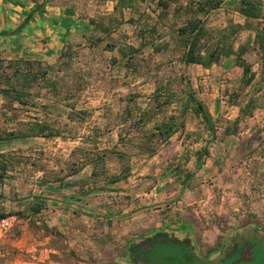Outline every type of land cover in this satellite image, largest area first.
Here are the masks:
<instances>
[{"label": "rangeland", "instance_id": "obj_1", "mask_svg": "<svg viewBox=\"0 0 264 264\" xmlns=\"http://www.w3.org/2000/svg\"><path fill=\"white\" fill-rule=\"evenodd\" d=\"M191 1L197 0H174L163 16L158 0H136V9H123L126 20L136 21L124 22L106 36L88 19L106 20L116 0H47L48 7L71 9L83 29L74 31L70 60L58 58L48 72V78L57 81V94L43 87L33 91L31 98H38L37 105L9 106L4 100L0 105V128H18L36 119L60 131L35 144L19 140L15 149L4 153L14 164L8 169L10 181L4 183L8 203L4 207L16 220L2 241L0 264L5 257L36 264H127L131 241L159 229L187 230L189 235L159 246L157 264H264V82L252 45L258 21L250 20L248 27L232 36L234 49L249 46L244 58L255 72L253 82L243 86L233 55L209 69L181 61L182 47L176 44L174 29L186 19L184 7ZM238 3L223 0L220 7L199 17L218 34L230 22L244 23L236 11ZM179 6L177 13L174 8ZM155 23V42L163 40L167 47L155 51L147 44L128 55L130 63L125 66L127 57L118 47H138L140 28ZM83 32L100 34L103 41L89 44L81 37ZM149 37L145 32L144 38ZM109 42L116 46L107 48ZM167 80L177 99L157 119L178 114L190 86L210 113L214 131L201 115L186 109L180 117L183 128L168 141L155 144V153L148 155L136 143L138 136L152 128V121L132 128L131 121L121 123L119 116L127 96H135L134 102L147 108L155 86ZM233 94L239 98L231 104ZM250 97L258 98V105L244 115L240 109ZM65 104H73L74 112L83 110L82 115L77 113L81 118L69 119L70 108ZM203 146L208 155L195 169V151ZM102 151H106L105 176L127 168L125 181L109 183L103 173L91 176L89 163L65 177L82 153ZM188 172L193 176L182 185ZM63 177V181H51L56 201L45 198V205L40 200L44 207L39 213L30 211L29 206L37 202L31 197L39 194L36 180ZM250 229L255 236L244 238ZM22 231L27 235L25 246L18 242ZM229 236L235 240L224 243Z\"/></svg>", "mask_w": 264, "mask_h": 264}, {"label": "trees", "instance_id": "obj_2", "mask_svg": "<svg viewBox=\"0 0 264 264\" xmlns=\"http://www.w3.org/2000/svg\"><path fill=\"white\" fill-rule=\"evenodd\" d=\"M173 1L174 0H158V6L161 9L160 13L163 16H167L168 8ZM222 2L223 0H197L191 1L185 5L184 10L187 13V17L181 25L174 29L176 44L177 46L182 47L181 61L184 64H197L204 69H209L213 64L219 63L222 58L226 59L233 55L234 64L241 68L240 81L242 85H250L255 78V72L252 70V65L244 58V54L248 51L249 46L240 45L237 49H234L232 45V36L239 30L248 27L250 20H257L258 26L254 31L252 45L255 47L260 58L262 66L261 79L264 82V0H239L236 11L243 18L244 23L238 24L230 22L227 29H224L218 34H213L211 30L205 26L204 21L201 17H199V15L207 14L211 10L220 7ZM32 3L33 4L30 10L24 15L21 22L13 28L0 31V37L10 38L14 35L19 36L21 37L19 41L27 50L31 49L37 53H45L46 51H49L54 52L57 56L54 57L51 54V58L47 60L32 59L22 55L9 59L0 58V94L9 106L13 105L15 102L18 105L23 106L28 104L29 99H31L32 95H34L33 91L39 88L45 87L47 91L57 94V81L49 79L48 72L58 58H60V60L64 59L66 63L70 60V42L75 35L74 31H78V27L83 29L81 22L77 23L74 27H70V31L69 29L64 30L56 26L53 31L51 30L53 32L54 39L49 40L47 37V31L48 29L50 30L51 24L43 21V25H41L43 32H39L37 36H29V29H27L28 25L35 13L42 10L47 5V0H33ZM125 8L136 9V0H116L113 6V12L105 17L106 20H94L93 18H89V25L96 28L97 32L99 31V33H104V35L109 36L115 28L119 27L124 22L134 23L136 21L131 17L127 20L124 18L123 9ZM180 8V6L175 7L174 11L178 13ZM140 30V37L142 38H140L138 47L130 44L120 45L118 47L119 52L123 57H127L128 55L137 52L141 47L147 44H151L153 50L155 51H160L161 49L167 47V42H163V40L160 43L155 42L154 34L157 30L156 23L149 26V28H140ZM145 32L150 35L148 39L144 38ZM81 37L88 40L89 44L92 45H96L103 41V36L100 34L96 36H89L86 32H83ZM105 46L109 49H113L116 44L109 42ZM129 57L126 58L125 62V66L127 67L130 63ZM113 62H116L115 58L113 59ZM181 80L184 81L185 76L181 77ZM185 91L184 104H182L178 110L179 113H170L168 116L160 120L157 119V116L164 112L165 108L174 102V99H177V94L168 80L165 84L155 86L153 92L149 96L150 102L147 108H143L138 104V102H134L135 96H127L122 113L119 116L121 123L131 121L132 128L140 125L144 126L145 123L150 121L153 123L151 129L146 130L142 135L137 137L138 142L136 143V146L139 147L141 152L153 155L155 153V144L168 141L174 133L182 129L184 125L180 120V117L186 109H190L194 113L201 115L202 119L207 124V128L210 131H214L213 119L203 105L202 101L196 97L190 86H187ZM229 97L230 103L234 104L239 98V94H233ZM181 101L182 100L179 102ZM65 105L70 108V112L68 114L69 119L72 120L75 118H81L79 115L83 114V110L74 112L73 104ZM257 105L258 98L250 97L240 111L244 115H250L252 109ZM237 120L238 117L235 121ZM20 125L21 126L18 128H0V144L15 142L27 137L51 138L60 134V131L57 128L36 119L24 124L20 123ZM119 139L122 140L123 137L120 135ZM128 140L131 141V139ZM207 155L208 148L206 146H203L195 151V169H198L202 164H204L203 158ZM105 156L106 151L97 153H82L77 162H72L73 167L71 166L68 168L69 171L66 173L65 177L76 174L87 163L92 165L91 176L95 177L102 173L105 176ZM9 158L10 157L6 156V154L0 153V182H2L7 176L8 169L11 168ZM128 172L129 170L126 168L120 171L119 174L105 177L107 182L116 183L122 180L125 181ZM192 176L193 173L188 172L183 179L182 185H186ZM65 177L53 180L45 179L43 181H53V183H55L56 181H63ZM40 200L44 201L43 204L45 205L46 199L42 197ZM40 200L29 206L30 211L33 213H39L42 210L44 205L41 206L42 201L40 202ZM18 214L21 215V212H18ZM7 215H11V212H0V218ZM43 228L45 231H51L52 229L47 225H43ZM247 234L244 238L255 236L253 229L248 230ZM183 235L188 236V231L181 230L180 232L175 233L166 229H159L152 230L150 233L145 234L144 237L132 240L128 249L127 264H157V257L161 252H159V246L162 244H175L177 239ZM263 235L261 236L262 238H264ZM230 237L231 236L225 237L224 243L228 240H235V236L234 239H230ZM236 239L240 240L238 235ZM185 241L192 253L193 246L190 245L187 239ZM223 249L224 247H222L221 250ZM207 254H209V252L205 253V255Z\"/></svg>", "mask_w": 264, "mask_h": 264}, {"label": "crops", "instance_id": "obj_3", "mask_svg": "<svg viewBox=\"0 0 264 264\" xmlns=\"http://www.w3.org/2000/svg\"><path fill=\"white\" fill-rule=\"evenodd\" d=\"M33 0H0V31H5L10 28L15 27L17 24L21 22L24 15L30 10ZM71 10L64 7V8H54V7H48V4L40 11H37L34 15V17L31 19L30 24L28 25L29 33L28 35L31 37L37 36L39 32L42 31L43 21L48 22L51 24L50 30L48 29V39L53 40V30L57 26L58 28L67 30H71L70 27H74L79 23L80 21L76 19L75 16L71 15ZM52 30V31H51ZM21 37L19 36H11L10 38H4L0 37V58H12L15 56H25L32 59H40V60H47L51 58L52 56H57V54H54V52L46 51L45 53H37L31 49H26L23 44L19 41ZM3 102V98H0V105ZM43 104L45 102H42ZM17 104L16 102L14 103ZM30 105H37L38 104V98H31L29 99ZM48 114V113H47ZM45 138L42 137H27L20 140H26L28 141V144H35L37 141L42 140ZM48 140V139H47ZM11 142V143H4L0 144V153H5L7 151H10L11 149H15L17 146V142ZM21 147V146H20ZM10 159V158H9ZM17 163H21V161L17 160ZM11 166H14L13 162L11 163ZM80 178V176H78ZM10 175L7 173V176L3 179L2 182H0V212H7L8 209H6L7 200L5 196V189H4V183L5 181H10ZM28 182V180L26 179ZM31 185H33L31 183ZM35 185L39 187V194H33L31 197L35 201H39L43 196L47 200L51 198V202L54 203L56 201L57 197L54 194V187H51L53 184L51 182H44L42 180H36ZM50 191V194H45L43 192H40L42 190ZM158 194V193H157ZM19 202V201H16ZM145 203H147V200L145 198ZM5 206V207H4ZM23 205L21 206V209ZM148 206L145 208L147 209ZM158 224L155 226L158 228ZM146 226V224H145ZM4 240V238H3ZM20 242V245L25 246L27 245V235L25 234V231H22L21 236L18 239ZM19 245V244H18ZM3 264H36V262L28 259L23 260L20 258H9L5 257L3 260Z\"/></svg>", "mask_w": 264, "mask_h": 264}, {"label": "built area", "instance_id": "obj_4", "mask_svg": "<svg viewBox=\"0 0 264 264\" xmlns=\"http://www.w3.org/2000/svg\"><path fill=\"white\" fill-rule=\"evenodd\" d=\"M15 220H16V217L15 215H12V214L0 218V253H1V244H2L3 238L12 229Z\"/></svg>", "mask_w": 264, "mask_h": 264}, {"label": "water", "instance_id": "obj_5", "mask_svg": "<svg viewBox=\"0 0 264 264\" xmlns=\"http://www.w3.org/2000/svg\"><path fill=\"white\" fill-rule=\"evenodd\" d=\"M21 26V25H20ZM20 26H19V28H20Z\"/></svg>", "mask_w": 264, "mask_h": 264}]
</instances>
